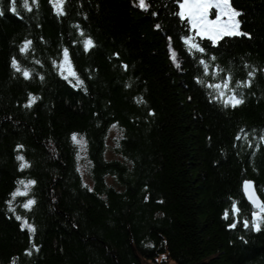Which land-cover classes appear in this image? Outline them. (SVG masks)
Instances as JSON below:
<instances>
[{
  "label": "trees",
  "instance_id": "16d2710c",
  "mask_svg": "<svg viewBox=\"0 0 264 264\" xmlns=\"http://www.w3.org/2000/svg\"><path fill=\"white\" fill-rule=\"evenodd\" d=\"M147 2L148 11L133 0H65L58 16L49 0H29L31 11L17 0L18 15L0 0V264H264V224L229 228L231 215L223 218L233 200L250 217L243 180L264 198V0H231L248 36L202 42L205 59L215 55L234 80L256 69L235 108L210 101L194 79L203 76L200 54L180 39L186 28L171 14L178 6ZM77 25L95 41L88 51ZM25 39L32 46L22 55ZM64 47L83 87L52 65ZM13 56L34 70L31 78L15 72ZM30 92L39 99L25 107ZM114 125L117 158L107 159ZM241 129L251 146L236 139ZM74 132L87 141L90 184ZM18 154L29 163L23 170ZM21 179L36 183L13 200V212L6 201ZM27 198L35 200L30 209L21 207ZM16 215L35 232L22 230Z\"/></svg>",
  "mask_w": 264,
  "mask_h": 264
},
{
  "label": "snow or ice",
  "instance_id": "6c2138e0",
  "mask_svg": "<svg viewBox=\"0 0 264 264\" xmlns=\"http://www.w3.org/2000/svg\"><path fill=\"white\" fill-rule=\"evenodd\" d=\"M33 3L36 0H32ZM53 5L55 13L60 15H65L64 4L65 0H49ZM139 8L148 11L151 5L147 0H133ZM175 6H178L177 11L171 13L175 17L179 18L181 24L186 28V34L181 35L180 39L183 41V44L187 52L193 56L200 54L196 63L203 68V76L194 77L198 84H201L206 89H208V98L210 101H215L216 103L222 105L224 108L232 107L235 108L244 103V95L242 89L251 87L252 78L256 74V69L253 67V70L248 71L246 78L242 80H234L233 73L230 71H225L220 65L215 64L216 56L211 55L208 59H205L203 54L206 53V48L202 46V42L207 40L210 44L215 47L218 42L222 41L224 37L239 36L244 35L248 36L249 33L241 31V20L238 17L241 15L240 10L232 6L231 0H170ZM17 0H11L10 10L14 13H17L16 8ZM22 6L31 11V5L29 0H23ZM0 15H3V12L0 11ZM153 16H156L157 13L153 12ZM154 28L160 29V24H155ZM77 29L80 32L83 39L80 41L84 51H88L90 48L95 46V41L91 36L85 35L83 29ZM168 49L170 52V59L173 64L179 68L180 61L177 58L176 51L172 48V37H168ZM73 44L77 41H72ZM32 46V41L25 39L22 41L19 46V53L22 55H27ZM62 56L60 59L52 60V65L57 69L60 76L68 81L72 87L80 88L84 86V81L80 79L79 75L74 69L72 60L69 55V49L64 47L62 50ZM114 56H118V53H113ZM36 64H40L39 60L35 61ZM210 64L212 65L210 68ZM10 65L15 70L16 73H19L23 78L29 79L33 76L34 70L29 69L28 67H22L20 60L16 56L11 57ZM125 69L127 65H122ZM245 68H248L249 65L245 63ZM221 73L223 75L221 76ZM209 74L212 76V80H206L204 77H207ZM69 77L75 78V83ZM40 79H43V76H40ZM126 87L130 85H125ZM85 91L87 89L85 88ZM39 97L36 94L28 93L25 107H31ZM255 130H253L254 132ZM241 135L251 146L252 140L249 139L248 132L243 129L236 134V139H241ZM259 140L264 142V134L259 135ZM71 139L74 143L81 146L82 150L86 146L87 141L82 137L78 139L77 133L71 134ZM259 147V145H257ZM16 147L22 148L23 145H16ZM80 153H77L79 157ZM16 159L20 161L19 168L23 170L29 166L28 161L22 154H18ZM79 170V169H78ZM36 181L34 179L28 180H18L17 187L9 194L10 199L6 201L9 209L15 212L13 208V200L17 197H27L30 186L34 185ZM23 186V187H21ZM242 193L248 204L251 206L250 217H242V210L238 206V202L235 200L231 203V209H225L223 213V218L228 219L229 215L232 217V223H229L227 226L229 228H234L237 224L242 223L245 229L251 228L255 231L261 230V225L264 224V198L256 191L254 183L250 180L242 181ZM35 203L33 198H27L22 204L21 207L24 209H30ZM16 220L22 221L20 228L27 229L29 234L35 232V226L27 221L25 217L16 215ZM33 248L38 246L33 243ZM30 254L29 249L25 250ZM166 259V257H165Z\"/></svg>",
  "mask_w": 264,
  "mask_h": 264
},
{
  "label": "rangeland",
  "instance_id": "374dc122",
  "mask_svg": "<svg viewBox=\"0 0 264 264\" xmlns=\"http://www.w3.org/2000/svg\"><path fill=\"white\" fill-rule=\"evenodd\" d=\"M119 136H120V130L117 128L116 125L112 126L109 130L108 138H107V146H108L107 152H106L107 159L117 158V155L114 152V148L117 145V139L119 138ZM80 149L82 150L81 146H80ZM86 153H87V150H86ZM79 167L82 172L85 183L90 184L91 181H90L89 174H88V163H87L86 154H85V147L83 148L82 154L79 159ZM160 264H175V263L172 259H167L166 263L161 262Z\"/></svg>",
  "mask_w": 264,
  "mask_h": 264
},
{
  "label": "water",
  "instance_id": "95a60500",
  "mask_svg": "<svg viewBox=\"0 0 264 264\" xmlns=\"http://www.w3.org/2000/svg\"><path fill=\"white\" fill-rule=\"evenodd\" d=\"M246 180H250V181H252L254 183V181L251 180V179H246ZM254 185H255V183H254ZM255 187H256V185H255ZM256 191L258 192L257 188H256Z\"/></svg>",
  "mask_w": 264,
  "mask_h": 264
}]
</instances>
